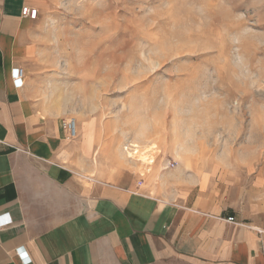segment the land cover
Wrapping results in <instances>:
<instances>
[{
	"label": "crops",
	"instance_id": "obj_1",
	"mask_svg": "<svg viewBox=\"0 0 264 264\" xmlns=\"http://www.w3.org/2000/svg\"><path fill=\"white\" fill-rule=\"evenodd\" d=\"M49 2L0 0V264H264V203L241 184L249 169H218L193 142L106 117L107 106L65 108L46 59ZM153 144L141 174L124 148Z\"/></svg>",
	"mask_w": 264,
	"mask_h": 264
},
{
	"label": "rangeland",
	"instance_id": "obj_2",
	"mask_svg": "<svg viewBox=\"0 0 264 264\" xmlns=\"http://www.w3.org/2000/svg\"><path fill=\"white\" fill-rule=\"evenodd\" d=\"M49 3L46 59L65 108L107 106L193 142L218 169H249L242 187L264 203V0Z\"/></svg>",
	"mask_w": 264,
	"mask_h": 264
},
{
	"label": "built area",
	"instance_id": "obj_3",
	"mask_svg": "<svg viewBox=\"0 0 264 264\" xmlns=\"http://www.w3.org/2000/svg\"><path fill=\"white\" fill-rule=\"evenodd\" d=\"M21 15H22V17H25V18L28 17L29 19L34 20L36 18V16H37V10L26 5V7H24L22 9ZM22 76H23V71L22 70H17V71L14 72V76L13 77H14V80L16 82H21L22 81ZM62 130L65 131L67 140L74 141V140L77 139V137H78V129L76 128V121H75L74 118H72V117L65 118L63 120V122H62ZM130 148H132L131 151H133V149L135 147L134 146H130ZM124 151L127 152V151H130V149L126 146L124 148ZM130 158H132V157H130ZM167 166L169 168H173L174 166H176V163L173 162L171 164H167ZM228 221L229 222H234V219L229 218Z\"/></svg>",
	"mask_w": 264,
	"mask_h": 264
},
{
	"label": "bare ground",
	"instance_id": "obj_4",
	"mask_svg": "<svg viewBox=\"0 0 264 264\" xmlns=\"http://www.w3.org/2000/svg\"><path fill=\"white\" fill-rule=\"evenodd\" d=\"M76 128H77V123H76ZM153 148H155V146H149V147L138 146V148H135L133 151L126 152L128 156L132 157L136 161H139V172L141 174L148 173L151 170L153 164V159H151V154H152V150H155Z\"/></svg>",
	"mask_w": 264,
	"mask_h": 264
}]
</instances>
